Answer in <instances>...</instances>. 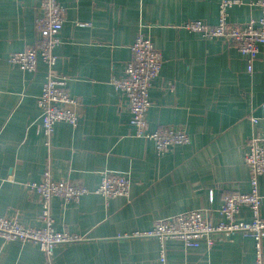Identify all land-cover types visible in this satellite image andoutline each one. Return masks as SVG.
I'll list each match as a JSON object with an SVG mask.
<instances>
[{
  "label": "crops",
  "instance_id": "crops-1",
  "mask_svg": "<svg viewBox=\"0 0 264 264\" xmlns=\"http://www.w3.org/2000/svg\"><path fill=\"white\" fill-rule=\"evenodd\" d=\"M237 1L228 10L230 22L259 19L257 0ZM40 2L0 0V216L40 227L38 198L26 184L38 182L48 163L53 179L88 190L76 204L51 201L55 230L83 240L56 246L47 261L33 244L0 238V264H162L158 241L134 237L135 232L192 210H207L217 224L223 198L249 191L248 144L264 139V45L248 73L229 42L179 28L189 20L215 25L220 0H57L66 19L54 49V72L78 100L80 119L76 127L55 124L46 138L36 105L46 66L39 62L25 73L7 61L34 44ZM139 32L163 60L149 91L147 129L180 127L190 140L160 156L151 141L132 136L126 101L110 84L112 75H122ZM103 172L128 174V198L106 203L94 193ZM259 192L264 220V174ZM240 216L251 218L246 208ZM213 239L209 248L201 241L189 249L166 241L164 264H254L252 239L240 234Z\"/></svg>",
  "mask_w": 264,
  "mask_h": 264
},
{
  "label": "built area",
  "instance_id": "built-area-1",
  "mask_svg": "<svg viewBox=\"0 0 264 264\" xmlns=\"http://www.w3.org/2000/svg\"><path fill=\"white\" fill-rule=\"evenodd\" d=\"M237 4V0H220L218 22L213 26L200 20H189L179 28L197 33L208 40L221 39L229 42L245 61L247 72L251 73L259 60L260 48L264 45V0L255 2V6L261 10L259 19L242 24L228 20L229 8ZM38 10L35 20L37 38L34 44L23 51L9 54L7 61L25 73L34 72L39 62L46 66L36 105L40 111L41 132L44 137L49 138L57 123L62 122L71 127L78 125L79 102L68 93L64 78L54 72L57 62L54 49L61 43L59 35L65 23L66 9L57 0H41ZM130 51L131 57L125 63L122 75H112L110 84L126 101L132 136L151 141L159 156L177 146L189 144L188 134L180 127L166 126L148 131L146 111L150 106L149 91L160 75L162 54L142 32L136 35ZM262 117L264 118V106ZM251 121L256 123L257 119L251 118ZM17 159H23V155L19 154ZM245 163L249 173V191L232 192L223 198L218 210L222 218L219 223L213 224L210 221L207 210H192L159 219L151 229L135 232L132 236L156 239L160 245L159 261L164 264L165 243L168 240L180 241L185 249L197 248L201 241H205L209 248L213 244L214 235L240 234L253 240L254 264H264V220L260 215L263 197L259 192V178L264 174V139L255 137L249 141ZM130 185V178L125 172H103L94 193L107 203L117 197L128 198ZM26 188L38 198L40 227H26L16 217L0 216V238L33 244L43 252L47 261L51 259L56 246L83 240L77 234L55 230L51 201L58 198L64 205L76 204L88 193L84 186L69 179H53L47 163L39 181L27 183ZM242 208L250 212L249 221L240 216Z\"/></svg>",
  "mask_w": 264,
  "mask_h": 264
}]
</instances>
